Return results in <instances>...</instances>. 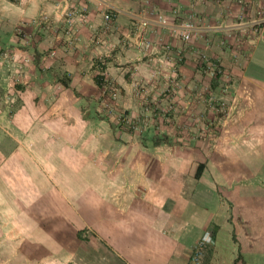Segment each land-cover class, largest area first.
<instances>
[{
  "label": "crops",
  "instance_id": "obj_1",
  "mask_svg": "<svg viewBox=\"0 0 264 264\" xmlns=\"http://www.w3.org/2000/svg\"><path fill=\"white\" fill-rule=\"evenodd\" d=\"M109 8H115L117 14L107 21L104 13ZM262 13L264 0H0L2 44L11 43L17 51H25L23 56L31 57V63L23 69L11 66L1 71L9 69L16 74L25 89H32L33 101L45 103L48 98L58 105L65 103L55 95L60 87L84 98L85 94L95 96L99 92L96 60L101 56L106 57V69L117 83L127 87L128 81L151 67V55H175V50H166L165 46L168 42L184 46L169 31L175 20L192 17L197 23L232 26L234 19H241L234 26L242 31L247 23L244 19H264ZM160 16L166 24L159 21ZM15 25L21 27L23 35L14 31ZM68 29L74 31V39ZM262 35L259 39L264 38ZM27 40L31 45H20ZM144 40H150L148 48H144ZM37 58L39 63L35 62ZM242 66L241 79L258 93L255 98L243 97L248 105L258 100L262 104L258 117L263 116L264 65L250 61ZM180 68L183 84L190 81L191 71L195 82L196 69L195 65L191 69L190 59ZM230 69L236 73L239 66ZM62 75L69 78V86L62 83ZM247 87L249 92L252 86ZM24 105L18 107L14 118L26 119ZM51 110L50 120L55 121L53 112L59 110ZM34 120L45 119L37 115ZM29 125L23 123L14 130L16 134L1 138V193L12 199L13 193H6V189L13 187L5 186L10 175L24 185L19 192L24 198L51 201L47 215L55 217L57 231L67 230L64 226L72 227L79 222L77 217H85V229L110 250L114 264H189L194 243L208 228L214 230L216 242L208 250L207 264H235L234 249L240 251L241 258L250 248L260 249L256 241L264 239V190H255L252 185L233 189L226 197L235 204L232 211L227 210L225 202L218 203L216 195L215 209L210 207L211 202L198 206L196 197H201V192L193 186L186 188L181 162H111L104 147L85 143V132L43 126L42 122L41 126ZM170 168L177 173L171 175ZM232 215L237 218L230 219ZM225 225L231 229L230 244L220 243L217 237Z\"/></svg>",
  "mask_w": 264,
  "mask_h": 264
},
{
  "label": "rangeland",
  "instance_id": "obj_2",
  "mask_svg": "<svg viewBox=\"0 0 264 264\" xmlns=\"http://www.w3.org/2000/svg\"><path fill=\"white\" fill-rule=\"evenodd\" d=\"M186 20L195 25L189 39L182 37L181 25ZM240 21L234 19L230 23L236 25ZM244 21L247 23L240 31L226 23H197L192 17L175 20L169 31L184 46L165 44L166 50H175V55L154 53L150 56L151 67L133 81L127 79V87L117 83L106 69V57L101 56L96 60L99 92L95 96L85 94L84 98L76 91L60 87L55 95L65 103L58 105L48 98L45 103L33 101L32 89H25L22 80L9 69L1 71L11 66L23 69L31 63V57L0 40V142L2 137L8 139L10 133L16 134L14 130L23 123L30 127L41 126V122L43 126L70 127L85 132L86 144L104 147L111 162H181L186 188L193 186L197 193L201 192V197H196L198 206L211 202L210 207L215 209L216 195L218 203L225 202L227 210L232 211L235 204L226 197L231 196L233 189L252 185L255 190H264V115L258 117L257 111L262 104L256 100L248 105L243 96L255 98L258 93L240 77L245 69L242 65L247 62L259 61L264 65V38L259 39L264 33V19ZM217 26L220 30H214ZM13 29L17 34L21 32L19 25ZM70 37L74 39L75 34ZM27 42L32 43L27 40L20 45H31ZM150 44V40H144V48ZM186 59L191 60V69L195 65L196 77L192 82L191 71L190 81L183 84L185 77L180 66ZM235 65L239 66L236 73L230 69ZM248 85L253 90L248 92ZM23 104L26 119L21 121L13 114ZM55 107L59 110L53 112L56 122L49 117ZM37 115L45 120H34ZM156 135L168 136L170 142L153 145L150 140ZM199 163L205 166L196 177ZM169 170L171 175L177 173L174 168ZM9 180L5 186L13 187L15 193L9 188L6 193H13L12 199L1 193L4 183L0 178V264H114L110 250L85 229V217H77L80 220L72 227L57 231L55 217L47 215L51 201L24 198L19 194L24 185L10 175ZM233 217L237 218L232 215L230 219ZM230 233L228 225L221 226L217 234L220 243L230 244ZM256 243L260 249L250 248L242 258L240 251L234 249V263L264 264V239ZM211 247L206 249L202 264H206Z\"/></svg>",
  "mask_w": 264,
  "mask_h": 264
},
{
  "label": "built area",
  "instance_id": "obj_3",
  "mask_svg": "<svg viewBox=\"0 0 264 264\" xmlns=\"http://www.w3.org/2000/svg\"><path fill=\"white\" fill-rule=\"evenodd\" d=\"M117 14V10L115 8H109L105 13L104 17L107 21H110ZM159 21L162 24H166L167 21L164 17L160 16ZM182 28V37L184 39H189L191 36V32L195 29V25L190 20H186L181 25ZM70 35H74V31L68 29ZM216 242L215 232L213 229H206L197 239L192 247V252L190 256V264H202L203 258L205 256V251L207 248L213 246Z\"/></svg>",
  "mask_w": 264,
  "mask_h": 264
},
{
  "label": "trees",
  "instance_id": "obj_4",
  "mask_svg": "<svg viewBox=\"0 0 264 264\" xmlns=\"http://www.w3.org/2000/svg\"><path fill=\"white\" fill-rule=\"evenodd\" d=\"M38 60V59H37ZM36 63H39L38 61H36ZM61 81L62 83L65 85V86H69V78L62 75L61 76ZM100 82V81H98ZM150 142L153 144V145H159V144H162V143H168L170 142V139L168 136H159V135H156L155 137H152ZM204 163H199L198 167H197V170H196V177H199L203 171V168H204ZM207 264V263H206Z\"/></svg>",
  "mask_w": 264,
  "mask_h": 264
}]
</instances>
